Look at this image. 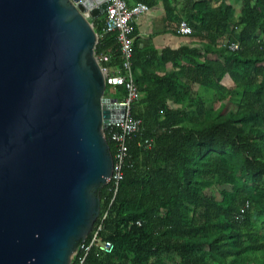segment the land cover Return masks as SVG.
<instances>
[{
  "label": "trees",
  "instance_id": "obj_1",
  "mask_svg": "<svg viewBox=\"0 0 264 264\" xmlns=\"http://www.w3.org/2000/svg\"><path fill=\"white\" fill-rule=\"evenodd\" d=\"M185 20L195 44L150 57L133 45L140 98L132 114L151 146L129 140L116 192L110 182L97 190L100 213L84 244L101 225L99 238L113 251L94 246L86 264H264V0L204 1ZM104 21H91L95 55L108 54L103 67L120 70L116 34ZM167 62L175 69L159 76ZM114 94L122 97L123 87ZM227 100L233 108L216 113Z\"/></svg>",
  "mask_w": 264,
  "mask_h": 264
},
{
  "label": "water",
  "instance_id": "obj_2",
  "mask_svg": "<svg viewBox=\"0 0 264 264\" xmlns=\"http://www.w3.org/2000/svg\"><path fill=\"white\" fill-rule=\"evenodd\" d=\"M104 0H0V264H70L112 175L91 21Z\"/></svg>",
  "mask_w": 264,
  "mask_h": 264
},
{
  "label": "built area",
  "instance_id": "obj_3",
  "mask_svg": "<svg viewBox=\"0 0 264 264\" xmlns=\"http://www.w3.org/2000/svg\"><path fill=\"white\" fill-rule=\"evenodd\" d=\"M104 1L107 3L104 12V31L116 34V40L122 58L121 69L110 70L103 67L110 60L108 54L95 55V57L104 74L105 84L113 91V94L119 86L124 89V95L122 97L110 99L115 100L108 103L111 122L103 127L104 135L107 133L109 140L114 145V153L112 154L113 170L109 182L112 184L113 191L116 192L119 183L123 179V167L128 158V141L136 138V136H140L143 139L138 142V146L144 148L151 146V139L144 137L145 128L142 122L132 114L133 106L138 102L140 94L132 75L133 29L131 23L134 18L146 13L149 7L141 2H137L133 6H128L126 0ZM176 33L181 36H191L192 30L185 20H180L176 24ZM227 48L230 51H236L238 50V45L229 44ZM247 207L248 204L245 205V208ZM105 217L106 213L102 216L101 221ZM100 232L101 225H98L93 231L91 241L88 245H85L84 242L77 245L70 264H86L88 252L94 246L101 253L109 254L113 251V244L111 242L102 241L99 238Z\"/></svg>",
  "mask_w": 264,
  "mask_h": 264
},
{
  "label": "crops",
  "instance_id": "obj_4",
  "mask_svg": "<svg viewBox=\"0 0 264 264\" xmlns=\"http://www.w3.org/2000/svg\"><path fill=\"white\" fill-rule=\"evenodd\" d=\"M128 6L141 2L149 7V10L132 20V39L136 49L152 56L153 51L165 48L177 50L181 47L195 44L198 40L194 36H181L176 33V24L185 20L189 10L194 4L199 5L204 1L213 3L215 0H126ZM186 21V20H185ZM160 54H154L153 67L158 68ZM214 59V55H208ZM179 64H183L180 62ZM175 69L172 62L160 65L158 75ZM215 108V106H214Z\"/></svg>",
  "mask_w": 264,
  "mask_h": 264
},
{
  "label": "rangeland",
  "instance_id": "obj_5",
  "mask_svg": "<svg viewBox=\"0 0 264 264\" xmlns=\"http://www.w3.org/2000/svg\"><path fill=\"white\" fill-rule=\"evenodd\" d=\"M223 83L227 87H232L233 86V83L227 77L224 79ZM105 95L109 99L117 98V96L115 94H113V91L110 90V89L106 90ZM232 108H233L232 103H230V101L227 100V101H224L222 103H217L215 105V108L214 109H215V112L218 113L219 111L228 110V109H232ZM208 193L210 195L214 196L217 200H220L219 188L209 189L208 190Z\"/></svg>",
  "mask_w": 264,
  "mask_h": 264
}]
</instances>
